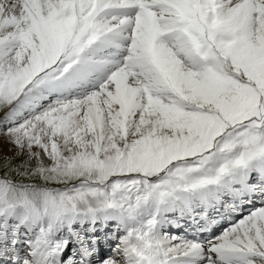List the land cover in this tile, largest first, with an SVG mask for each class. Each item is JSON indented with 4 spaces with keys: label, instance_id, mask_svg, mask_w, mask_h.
<instances>
[{
    "label": "snow or ice",
    "instance_id": "6c2138e0",
    "mask_svg": "<svg viewBox=\"0 0 264 264\" xmlns=\"http://www.w3.org/2000/svg\"><path fill=\"white\" fill-rule=\"evenodd\" d=\"M0 264H264V0H0Z\"/></svg>",
    "mask_w": 264,
    "mask_h": 264
}]
</instances>
